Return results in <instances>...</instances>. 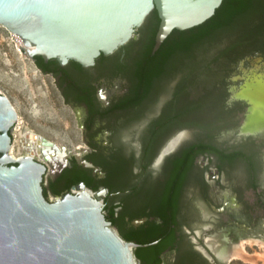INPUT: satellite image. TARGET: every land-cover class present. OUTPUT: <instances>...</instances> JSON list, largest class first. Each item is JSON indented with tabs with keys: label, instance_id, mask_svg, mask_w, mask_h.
Wrapping results in <instances>:
<instances>
[{
	"label": "flooded vegetation",
	"instance_id": "af4514ba",
	"mask_svg": "<svg viewBox=\"0 0 264 264\" xmlns=\"http://www.w3.org/2000/svg\"><path fill=\"white\" fill-rule=\"evenodd\" d=\"M146 21L136 37L111 54H101L92 66L71 60L60 68H40L38 56L33 59L43 74L54 78L81 132L82 143L68 147L77 153L67 151L54 167L47 166L49 200L76 191L74 186L84 181L65 187L66 176L75 171L100 185L98 189L106 188L105 206L122 203L117 210H134L145 201V211L151 212L152 201L170 186L178 224L173 226V242L161 254L163 264H227L233 259L229 244L253 237L264 240V122L247 128L252 104L238 96L247 81L264 76V53L247 54L223 66V80L215 84L199 79L217 67L198 69L192 55L175 56L159 77L147 81ZM163 93L158 111L149 116ZM18 124L11 132L13 146ZM173 139L178 141L170 148ZM199 142L238 155L222 158L212 151L198 152ZM94 157L105 161L110 172ZM84 161L99 166L100 172L94 173ZM106 181L113 190L103 185ZM215 231L222 234L209 236ZM214 242L227 251L226 257L215 250Z\"/></svg>",
	"mask_w": 264,
	"mask_h": 264
},
{
	"label": "water",
	"instance_id": "95a60500",
	"mask_svg": "<svg viewBox=\"0 0 264 264\" xmlns=\"http://www.w3.org/2000/svg\"><path fill=\"white\" fill-rule=\"evenodd\" d=\"M223 0H0V24L23 40L21 49L35 60L75 61L92 66L101 54H111L136 37V31L156 9L160 17L153 52L174 30H186L211 18ZM262 60V58H258ZM258 67H260L258 65ZM255 81L238 95L251 102L245 125L250 128L258 109ZM19 114L0 93V264H143L128 241L105 214L106 188L85 182L75 192L49 200L43 193L47 166L76 151L33 133L37 143L27 148L39 154L18 158L11 153L12 130ZM174 140V139H173ZM94 173L100 167L84 161ZM139 218L134 224L144 223ZM157 242V241H156ZM155 242V243H156Z\"/></svg>",
	"mask_w": 264,
	"mask_h": 264
},
{
	"label": "trees",
	"instance_id": "16d2710c",
	"mask_svg": "<svg viewBox=\"0 0 264 264\" xmlns=\"http://www.w3.org/2000/svg\"><path fill=\"white\" fill-rule=\"evenodd\" d=\"M159 24L160 17L158 11L154 9L145 24V80L147 81L159 77L164 66L175 56L185 59L192 55V62L198 69L200 66L208 65L217 67L208 77L203 76L199 79L205 84H215L223 80L221 71L223 66L232 65L247 54L264 53V0H223L211 18L190 29H174L160 48L153 52ZM48 62L40 56L37 57V65L40 68H47L48 64L61 67L56 59H50ZM201 101L199 105L205 103ZM203 151H212L222 158H234L238 155L237 153L227 155L212 144L199 142L198 152ZM94 159L110 172V167L105 161L95 157ZM66 179L65 187L81 180L94 190L100 187L94 185L87 175L79 171L67 175ZM103 185L113 190L111 181H106ZM43 189L45 197L49 199L51 184L43 181ZM171 192L169 186L163 197L153 200L151 212L145 211V201L134 210L128 207L117 210L122 203L117 204L112 201L105 206L107 220L119 229L122 237L144 245L134 249L135 255L143 264H163L161 254L174 240L173 226L177 225L178 221L175 199L171 197ZM123 201L126 204L128 198L125 197ZM143 217H147L148 220L138 226L133 225L134 219Z\"/></svg>",
	"mask_w": 264,
	"mask_h": 264
},
{
	"label": "rangeland",
	"instance_id": "374dc122",
	"mask_svg": "<svg viewBox=\"0 0 264 264\" xmlns=\"http://www.w3.org/2000/svg\"><path fill=\"white\" fill-rule=\"evenodd\" d=\"M19 37L0 24V93L6 94L19 114V130H15V155L26 154L21 150V132L33 131L58 145L71 147L81 144V132L77 127L73 110L67 107L56 88L54 78L45 75L33 59L21 49ZM254 92L258 96V109L253 124L264 122V81H256ZM166 93L154 104L149 116L155 114ZM136 142L132 136H125ZM219 236L221 232L208 233ZM259 242L258 245L255 242ZM233 258L227 264H264V240L247 238L245 248L228 245ZM237 252V255H235ZM169 259V256H165Z\"/></svg>",
	"mask_w": 264,
	"mask_h": 264
},
{
	"label": "bare ground",
	"instance_id": "6f19581e",
	"mask_svg": "<svg viewBox=\"0 0 264 264\" xmlns=\"http://www.w3.org/2000/svg\"><path fill=\"white\" fill-rule=\"evenodd\" d=\"M2 25V24H1ZM15 34V33H14ZM17 35V34H16ZM18 36V35H17ZM19 37V36H18ZM19 39V42L20 43H22V45H23V40H22V38L21 37H19L18 38ZM20 120V119H19ZM260 124H258V125H254L253 123L251 124V126H250V128H255V127H260L259 126ZM33 133H35V132H33V131H26V132H21V136H22V138H21V150H23V151H26V155L27 154H32V155H35V156H39V154L37 153V151L36 150H34V151H32V149H29V148H27V145H26V142H25V139L26 138H30V139H34L35 141H34V145H36V143H37V138L33 135ZM178 141V139H174L171 143H170V145H169V147L171 148V147H173L175 144H176V142ZM14 149H15V145L11 148V153L13 154V156L14 157H16V158H18V157H20V156H22V154L21 155H15V153H14ZM257 245H258V241L257 242H255ZM212 245H213V247L215 248V250L222 256V257H226L227 256V251L226 250H224L221 246H220V243H218V242H214V244L212 243ZM242 247L243 249L245 248V241H241L239 244H237V245H235V247ZM235 255H237V252H235Z\"/></svg>",
	"mask_w": 264,
	"mask_h": 264
},
{
	"label": "built area",
	"instance_id": "2783aa9c",
	"mask_svg": "<svg viewBox=\"0 0 264 264\" xmlns=\"http://www.w3.org/2000/svg\"><path fill=\"white\" fill-rule=\"evenodd\" d=\"M23 155H26V154H22V156H23ZM55 199H56V198H53L52 200H55Z\"/></svg>",
	"mask_w": 264,
	"mask_h": 264
}]
</instances>
